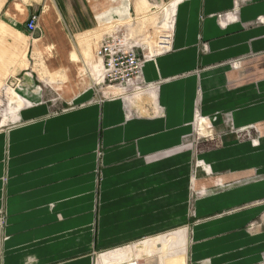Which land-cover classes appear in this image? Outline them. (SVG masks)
Listing matches in <instances>:
<instances>
[{
  "label": "crops",
  "instance_id": "1",
  "mask_svg": "<svg viewBox=\"0 0 264 264\" xmlns=\"http://www.w3.org/2000/svg\"><path fill=\"white\" fill-rule=\"evenodd\" d=\"M61 1L68 37L98 28L89 0ZM240 1L221 20L234 0L177 1L170 51L145 63L144 89L68 94L76 105L53 112L32 77L20 80L26 103L0 129V264H102L125 248L130 259L177 230L183 264H264V0ZM59 3L0 0V38L33 13L44 27ZM198 116L220 146L198 151Z\"/></svg>",
  "mask_w": 264,
  "mask_h": 264
},
{
  "label": "rangeland",
  "instance_id": "2",
  "mask_svg": "<svg viewBox=\"0 0 264 264\" xmlns=\"http://www.w3.org/2000/svg\"><path fill=\"white\" fill-rule=\"evenodd\" d=\"M89 1L96 8L94 10L98 14V24L93 22V26L98 28L92 32L80 33L76 39L66 35L63 31V22H57V16L66 14V5L61 0L59 5L54 6L55 13L49 12V16L47 14L44 27L42 25L35 34L26 30H14L11 27L15 31V38L9 35L0 38V129L12 125L10 110L20 109L26 103L23 95L17 90V84L24 76L33 78L38 85L39 94H42L44 104H48L53 112L63 111L76 105L75 101H67L68 94H78L83 91L94 95L106 91L108 85L102 82L103 72L96 53L100 41L107 36L112 35L125 47L137 51L143 62V68L147 61L154 59L158 54L170 51L169 45L175 23V16L172 17V15L175 3L179 0ZM244 5L245 3H241L240 0H234L232 9L217 13V19L239 11ZM260 18L254 21L256 25H260ZM49 31H52L55 36L54 43L51 42L45 46L51 45L54 48L51 51L47 48L43 49L44 41L41 40L38 47L41 53L36 52L34 41L47 35ZM64 49H70L72 53H63ZM239 62L241 60L234 59L229 61V64L233 67ZM5 65H12L15 69L4 71L2 68ZM16 68H21L23 71L16 75ZM55 75H58L56 81H50ZM196 125L205 131L193 135V140H196L200 146L199 152L202 150L204 141H211L215 146L221 145L223 136L221 133L206 132L215 129L212 121L198 117ZM207 128L209 129L206 130ZM235 130L232 131L237 135L236 138L240 137L244 140L243 134H245V140H253L248 133L239 134L237 132L239 129ZM179 251L182 252L179 245H169L158 252L143 251L133 259L151 258H147V264H183L182 259L178 261Z\"/></svg>",
  "mask_w": 264,
  "mask_h": 264
},
{
  "label": "built area",
  "instance_id": "3",
  "mask_svg": "<svg viewBox=\"0 0 264 264\" xmlns=\"http://www.w3.org/2000/svg\"><path fill=\"white\" fill-rule=\"evenodd\" d=\"M230 14L220 16L219 19H229ZM41 13H33L26 22V31L35 34L40 29ZM97 56L103 65V84L112 90L144 89L143 62L137 51L122 45L113 36H107L100 44ZM200 117V116H198ZM201 118V117H200ZM206 120V118H205ZM212 131V130H211ZM241 132V131H238ZM254 140V139H253ZM102 264H147L141 258L121 260L118 256L109 257Z\"/></svg>",
  "mask_w": 264,
  "mask_h": 264
},
{
  "label": "bare ground",
  "instance_id": "4",
  "mask_svg": "<svg viewBox=\"0 0 264 264\" xmlns=\"http://www.w3.org/2000/svg\"><path fill=\"white\" fill-rule=\"evenodd\" d=\"M110 36H112V35H110ZM101 42H100V44H101ZM100 44H99V46H100ZM98 49H99V47H98ZM98 49H97V51H98ZM97 58L101 64V69L103 72L102 61L98 56H97ZM103 75H104V73H103ZM183 235H184V232H182V230H177V231L172 232V233L167 234V235H161L157 238L148 239V240L144 241L143 244L136 245L134 247L135 256L139 255L143 251L144 252L150 251V250H152V251L155 250L157 252L162 251L163 249L167 248L169 245H176L177 244L182 248V252L179 251V253H177V257H180L178 259V261H179L180 259H183V255H185V249L183 247L184 243H183V239H182ZM128 251H129V249L125 248V249H122L121 251L115 253V255L119 256L120 258H122V257L125 258L128 255ZM124 261H126V260H124Z\"/></svg>",
  "mask_w": 264,
  "mask_h": 264
}]
</instances>
